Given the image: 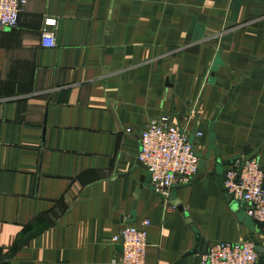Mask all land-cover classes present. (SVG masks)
I'll list each match as a JSON object with an SVG mask.
<instances>
[{"label": "crops", "instance_id": "1", "mask_svg": "<svg viewBox=\"0 0 264 264\" xmlns=\"http://www.w3.org/2000/svg\"><path fill=\"white\" fill-rule=\"evenodd\" d=\"M197 100L206 168L178 190L193 229L138 157L150 121ZM212 126L221 162L264 142V0H27L0 29V264H115L113 237L146 219L145 264H199L198 235L260 241L206 161Z\"/></svg>", "mask_w": 264, "mask_h": 264}, {"label": "built area", "instance_id": "2", "mask_svg": "<svg viewBox=\"0 0 264 264\" xmlns=\"http://www.w3.org/2000/svg\"><path fill=\"white\" fill-rule=\"evenodd\" d=\"M26 5L27 0H0V27L17 28ZM56 24V20H47L45 27L54 28ZM42 45L55 48V37L45 35ZM200 105L197 100L179 124L168 115L152 120L140 135L138 161L151 173L153 190L165 200H169L175 180L179 184L187 183L200 172L199 141L203 134L193 128L200 121ZM224 180L232 201L241 204L245 217L261 227L259 243L264 258V165L256 159L244 164L238 161L226 170ZM150 226V220L146 219L138 227L122 228L111 241L112 246L122 247V253L113 263L145 264ZM259 257L249 239L236 243L210 242L199 264H258Z\"/></svg>", "mask_w": 264, "mask_h": 264}, {"label": "water", "instance_id": "3", "mask_svg": "<svg viewBox=\"0 0 264 264\" xmlns=\"http://www.w3.org/2000/svg\"><path fill=\"white\" fill-rule=\"evenodd\" d=\"M232 27H234V26L230 25L227 28L229 29V28H232ZM2 29H4V28H2ZM199 39L200 38H197V40H199ZM232 39H233L232 35H228L226 37H223L222 38L221 48H229L230 44L232 43ZM215 69H216V67L213 70H215ZM212 76H214V72L212 73ZM263 148H264V142L261 143V145L249 155H244V156L240 155V156H236L232 160L221 162V160L219 159V157H220L219 150H218V148L216 146V139H215L214 129H213V126L211 127V130H210V154H209V157H207L206 161H208L210 159L212 153H214V156L218 159V165H217L216 173H215L218 187L220 188V190L224 194V197L226 198V201L228 202V204H230L232 210L239 217L240 221L243 222L247 227H249L251 229V231L253 232V234L256 231L255 223L251 219L245 217V214H244V212L242 210V205L237 203V202H233L232 198L227 193L226 188H225L224 173H225V168L227 166H232L234 163H236L238 161H241L244 164L246 162H250L251 160L256 159ZM205 168H206V164H205V162H202L201 163V167H200V172L193 179L196 180V179L200 178L202 176ZM148 185L151 187V173L149 171H148ZM181 187H183V185L179 184L178 180H175L174 187H173V190L171 192V196L169 198V201L175 208H177L179 210V212H181L184 215V217L186 219V222L189 225H191L193 229H195L196 227H195V225L193 223V220L190 218V215L188 214V212H186L184 207L182 205H180V203H179L178 190ZM152 190H153V188H152ZM249 239L255 244L256 251L260 255L258 264H264V258L262 256L263 249L261 248L259 241L257 240L255 235H252ZM196 245H197L196 249L189 254L190 256L198 254L199 251H200V254H204L206 252L207 243L204 244V242L202 241L201 236H199V235L196 237ZM202 245H205V248H203ZM119 249L121 250V253H122V247L121 246L119 247ZM2 264H9V263L5 262V263H2Z\"/></svg>", "mask_w": 264, "mask_h": 264}]
</instances>
